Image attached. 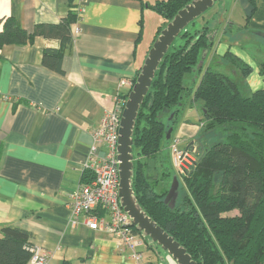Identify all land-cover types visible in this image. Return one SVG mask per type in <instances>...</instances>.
I'll return each instance as SVG.
<instances>
[{
	"label": "crops",
	"instance_id": "crops-1",
	"mask_svg": "<svg viewBox=\"0 0 264 264\" xmlns=\"http://www.w3.org/2000/svg\"><path fill=\"white\" fill-rule=\"evenodd\" d=\"M142 1L74 0L71 5L69 0H0V24L14 16L28 32L37 25L59 24L72 6L82 11L72 27V32L78 27L80 33L62 58L63 73L43 65L46 49H60L57 39L38 36L31 43L0 48V229L13 225L31 232V243L50 254L49 264H132L111 237L84 224L72 228L69 202L72 191L90 173L85 164L93 131L104 113L114 108L120 82L137 76L160 28L147 37L153 11ZM220 5L215 14L221 20L211 19L219 31L201 74L192 81L193 92L205 69L222 61L228 51L250 66L246 77L250 91L263 89L264 57L254 52H262L264 0H257L254 14L247 0H224ZM251 40L252 51L245 45ZM234 71L224 74L240 79ZM204 114L194 93L187 95L165 143L167 150L158 159L159 174L170 169L168 164L174 168V141L180 149L190 148L199 155ZM99 149L103 152L104 145ZM170 174L161 185L172 184L176 174ZM178 178L184 185L183 177ZM141 251L147 264H160V248L144 245Z\"/></svg>",
	"mask_w": 264,
	"mask_h": 264
},
{
	"label": "trees",
	"instance_id": "trees-1",
	"mask_svg": "<svg viewBox=\"0 0 264 264\" xmlns=\"http://www.w3.org/2000/svg\"><path fill=\"white\" fill-rule=\"evenodd\" d=\"M69 1L72 5L74 0ZM192 1L142 2L169 23ZM247 1L254 14L257 0ZM78 9L72 6L59 24L37 25L33 32L25 30L14 16L4 19L0 24V48L31 43L38 36L57 39L60 49H46L43 65L63 73L62 58L73 45L72 27L80 20ZM191 24L195 25V21ZM166 26L159 28L153 43ZM218 31L219 25L214 27L209 21L200 29L186 27L178 36L181 42L175 44L177 37L165 54L136 120L132 185L146 214L197 264H264V88L250 91L246 83L250 66L228 51L222 61L236 68L240 79L225 75L212 63L192 90V81L203 70L198 69L203 52L212 50ZM141 39L142 32L139 42ZM260 72L264 74V64ZM130 92L131 89L121 96L125 102ZM190 93L202 103L205 112L201 131L205 153L194 171L183 177L184 185L180 183L172 208L165 203L169 189L160 184L171 174L165 171L161 177L157 164L168 141L167 132L176 123V114ZM171 114L174 118L167 121ZM90 180V173L85 174L83 182ZM133 231L148 248H159L135 228ZM32 237L22 228L2 227L0 264H29Z\"/></svg>",
	"mask_w": 264,
	"mask_h": 264
},
{
	"label": "built area",
	"instance_id": "built-area-1",
	"mask_svg": "<svg viewBox=\"0 0 264 264\" xmlns=\"http://www.w3.org/2000/svg\"><path fill=\"white\" fill-rule=\"evenodd\" d=\"M81 9H78L81 18ZM78 23V22H77ZM77 26V24H76ZM78 27L72 32L73 37L79 35ZM133 88V82L123 80L115 98L114 108L106 111L100 126L93 131V145L89 151L85 170L90 171L89 183H81L72 191L69 209L72 228L84 224L90 230L102 232L111 237L119 252L129 255L132 264H147L140 247L145 245L144 239L135 234L131 227V218L120 202L119 187V130L126 102L122 99L123 90ZM104 145L103 152L99 147ZM172 162L178 175L184 177L194 171L198 154L195 150L178 147V141L172 145ZM101 211L106 216L101 215ZM29 264H49L50 254L41 247L33 245Z\"/></svg>",
	"mask_w": 264,
	"mask_h": 264
},
{
	"label": "water",
	"instance_id": "water-1",
	"mask_svg": "<svg viewBox=\"0 0 264 264\" xmlns=\"http://www.w3.org/2000/svg\"><path fill=\"white\" fill-rule=\"evenodd\" d=\"M218 0H193L185 8L181 9L177 15L170 21L161 31L153 43L144 64L137 77L136 83L133 85L131 92L125 104V108L121 118L119 130V146L118 160L120 187L119 196L122 207L131 218V227L142 233L144 237H148L161 250L167 252L176 264H197L172 236L162 229L155 221H153L142 209L135 196L132 178L134 175V154H133V133L139 110L144 102L146 95L155 78L165 54L170 49L175 39L180 33L193 21L201 17L209 9L213 8ZM209 51L205 50L202 59L198 65V69L203 67ZM174 118L171 114L169 120ZM173 128H169L166 139L170 140ZM204 146L200 143L198 160L204 155ZM180 181L178 175L173 177V181L169 192L165 198V203L170 207H174L179 196Z\"/></svg>",
	"mask_w": 264,
	"mask_h": 264
},
{
	"label": "rangeland",
	"instance_id": "rangeland-1",
	"mask_svg": "<svg viewBox=\"0 0 264 264\" xmlns=\"http://www.w3.org/2000/svg\"><path fill=\"white\" fill-rule=\"evenodd\" d=\"M147 1H149V2H154V1H156V0H147ZM224 0H218L216 3H215V5L213 6V8H211V9H209L206 13H204L201 17H199V18H197L196 20H195V25H192V24H189L188 26H187V29L188 30H194V29H200V28H202L204 25H205V23L207 22V21H210V22H212L211 21V19H217V21H219V20H221V16L220 17H218L216 14H215V12H216V10L219 8V7H221V5L220 4H222V2H223ZM167 20H165L164 18H162L161 16H159L158 14H156L155 12H151V15H150V17L148 18V22H147V30H146V35H147V37H149V35L150 34H154L155 33V30L157 29V28H159V27H164V26H166L167 25ZM231 37V36H230ZM229 37V38H230ZM233 39H234V37H232ZM260 40V42L262 43L261 45H260V50H262V52H254L257 56H259V57H261V58H263L264 57V39H259ZM224 42H227L228 41V38H224V40H223ZM181 42V39L178 37L177 38V40H176V42H175V44H177V43H180ZM245 45H246V48L248 49V50H255V48L253 47L254 46V44H253V42H252V40H251V42H245ZM212 67H214L215 69H217L218 71H220V72H227V73H231V70H232V72H235L234 70H237L236 68H234V67H232V66H230V65H226L224 62H222V61H218V60H215L214 61V63H213V65H212ZM228 70H230V72L228 71ZM238 71V70H237ZM230 76H236V75H230ZM167 149L165 148V149H163V151H166ZM168 167L170 168V169H168L167 171H169V172H171V173H173L174 172V174H176V175H178V173H177V171L174 169V168H172V167H170L169 166V164H168ZM160 176H162L161 175V172H160ZM162 186V185H161ZM161 186H159V188H161ZM164 186H167L168 187V189H170V187H171V183L170 182H168V183H166V184H164ZM149 242H150V244H152V245H155V243L154 242H152L151 240H149ZM151 252V253H150ZM150 252H147L146 251V253H147V256L149 257V256H152L153 257V252L152 251H150ZM155 255V254H154ZM155 258V257H154ZM159 259H160V264H176V262L172 259V257L167 253V252H165V251H163V250H161L160 249V253H159ZM147 261V260H146Z\"/></svg>",
	"mask_w": 264,
	"mask_h": 264
}]
</instances>
